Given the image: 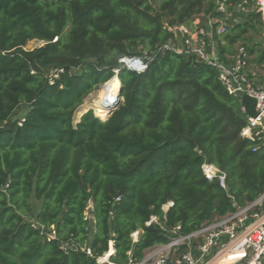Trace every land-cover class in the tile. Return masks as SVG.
Listing matches in <instances>:
<instances>
[{
	"label": "trees",
	"instance_id": "trees-1",
	"mask_svg": "<svg viewBox=\"0 0 264 264\" xmlns=\"http://www.w3.org/2000/svg\"><path fill=\"white\" fill-rule=\"evenodd\" d=\"M218 1L0 0V264H98L110 241L103 264L138 263L172 228L189 234L264 193V147L240 136L246 118L216 70L162 48L168 28L216 18ZM215 28L222 60L242 44L264 61L257 14L224 36ZM125 57L146 69L119 70V106L75 123Z\"/></svg>",
	"mask_w": 264,
	"mask_h": 264
},
{
	"label": "built area",
	"instance_id": "built-area-1",
	"mask_svg": "<svg viewBox=\"0 0 264 264\" xmlns=\"http://www.w3.org/2000/svg\"><path fill=\"white\" fill-rule=\"evenodd\" d=\"M218 16L200 26L195 21L191 27L180 25L168 28L174 40L163 45V49L177 54L192 55L195 61L204 63L217 72V79L224 91L237 100L239 109L246 118V125L240 136L253 143L252 151L264 147V61L252 62L242 44L235 46L233 55L222 60L212 41L213 27L216 36H224L228 31V22L236 24L255 13L261 21V47L264 48V0H221L216 3ZM119 70L140 73L146 69V63L139 58H122ZM55 77V76H54ZM247 95L255 100L253 118L245 115L241 97ZM201 172L208 181L218 180L219 186L226 189L225 175L211 164H202ZM264 193L254 202L220 219H215L189 234L179 233L180 227L170 230L171 238L165 245H158L146 251L138 263L128 264H264ZM173 206L167 202L161 207L163 214ZM89 206L85 211V220H90ZM158 223L156 216H151L145 226ZM139 231L131 234L133 241ZM54 234L48 236L53 239ZM180 247H185L179 252ZM89 254V251L86 252ZM114 254L112 242L108 243L107 252L97 259L98 264L108 263Z\"/></svg>",
	"mask_w": 264,
	"mask_h": 264
},
{
	"label": "rangeland",
	"instance_id": "rangeland-1",
	"mask_svg": "<svg viewBox=\"0 0 264 264\" xmlns=\"http://www.w3.org/2000/svg\"><path fill=\"white\" fill-rule=\"evenodd\" d=\"M211 19H209V20H207V21H210ZM200 21L203 23V22H205V19H203V17L202 16H200ZM234 25H236V23L232 20V19H230L229 20V22H228V31L234 26ZM227 31V32H228ZM213 41V40H212ZM214 42V41H213ZM258 42L259 43H262L261 42V37L260 38H258ZM215 43V42H214ZM42 46V43L41 42H39V41H31V42H29L26 46H25V49L26 50H33V49H35V48H38V47H41ZM112 79H114V80H116V76H114ZM110 83V82H109ZM107 84V82L106 83H104V84H102V85H100L99 87H98V89L96 90V91H94V92H92L84 101H83V103H82V105L76 110V112H75V114H74V119H75V123H77L79 120H80V118L85 114V113H87L88 111H91V112H93V115L95 116V117H98V116H96L95 115V112H94V110H95V105H96V102L98 101V98H99V96H98V94H100L101 92H102V90H103V87L105 86ZM108 88V87H107ZM95 94V95H94ZM91 97V98H90ZM90 107V108H89ZM84 109V110H83ZM86 110V111H85ZM99 118V117H98ZM100 119V118H99ZM101 120V119H100ZM38 205V204H37Z\"/></svg>",
	"mask_w": 264,
	"mask_h": 264
},
{
	"label": "bare ground",
	"instance_id": "bare-ground-1",
	"mask_svg": "<svg viewBox=\"0 0 264 264\" xmlns=\"http://www.w3.org/2000/svg\"><path fill=\"white\" fill-rule=\"evenodd\" d=\"M118 89H119L118 79L117 78L116 80L111 79L108 88L106 90H103L100 94H98L99 98L94 107L95 108L94 112L95 115L98 116L101 120H105L107 118L108 109L115 107L114 105H115Z\"/></svg>",
	"mask_w": 264,
	"mask_h": 264
},
{
	"label": "water",
	"instance_id": "water-1",
	"mask_svg": "<svg viewBox=\"0 0 264 264\" xmlns=\"http://www.w3.org/2000/svg\"><path fill=\"white\" fill-rule=\"evenodd\" d=\"M116 78H117V76H116ZM121 101H122V97H121V85L119 83V89H118V93H117V97H116L115 105H114L115 107L108 109V111H107V117L119 106V104H120ZM241 104L244 107L245 115L248 116V117L253 118L255 116V114H254L255 100L253 98L247 96V95H243L241 97Z\"/></svg>",
	"mask_w": 264,
	"mask_h": 264
}]
</instances>
